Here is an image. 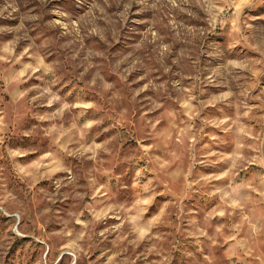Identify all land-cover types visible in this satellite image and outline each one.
Listing matches in <instances>:
<instances>
[{
	"label": "rangeland",
	"instance_id": "1",
	"mask_svg": "<svg viewBox=\"0 0 264 264\" xmlns=\"http://www.w3.org/2000/svg\"><path fill=\"white\" fill-rule=\"evenodd\" d=\"M0 264H264V0H0Z\"/></svg>",
	"mask_w": 264,
	"mask_h": 264
}]
</instances>
